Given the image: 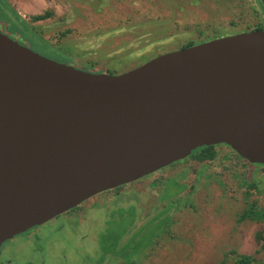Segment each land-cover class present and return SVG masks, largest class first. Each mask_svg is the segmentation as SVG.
<instances>
[{"label":"water","instance_id":"water-1","mask_svg":"<svg viewBox=\"0 0 264 264\" xmlns=\"http://www.w3.org/2000/svg\"><path fill=\"white\" fill-rule=\"evenodd\" d=\"M216 146L264 165V30L116 75L59 63L0 32V251Z\"/></svg>","mask_w":264,"mask_h":264},{"label":"rangeland","instance_id":"rangeland-1","mask_svg":"<svg viewBox=\"0 0 264 264\" xmlns=\"http://www.w3.org/2000/svg\"><path fill=\"white\" fill-rule=\"evenodd\" d=\"M259 27V0H0V32L83 71L123 74L190 41ZM212 152L213 161H181L97 195L32 231L27 243L17 237L2 246L0 264H236L238 256L264 264V212L240 220L251 206L264 211V170H237L226 146ZM161 178L194 187L162 197Z\"/></svg>","mask_w":264,"mask_h":264},{"label":"trees","instance_id":"trees-1","mask_svg":"<svg viewBox=\"0 0 264 264\" xmlns=\"http://www.w3.org/2000/svg\"><path fill=\"white\" fill-rule=\"evenodd\" d=\"M259 1H260L261 5H262L261 0H259ZM262 7L264 9L263 5H262ZM50 16H51V13L47 12V13H45L43 15H40V16H37V17H33V21L35 22V21H41V20H44V19H48ZM226 36H230V34L226 35ZM195 43H196L195 41H190V42H188L187 45H182V46H183V48H187V47L193 46ZM89 72H92V73H107V74H111V75H116L112 70L111 71H107V72L92 70V71H89ZM213 149H214V147H203V148H200V149L196 150L193 153V155H191L186 160L190 159V160H196V161H199V162L213 161V160H215V156H214V154L212 152ZM232 153L235 155L236 159L238 160V161L235 160L233 162V165H234L235 168H237V170L243 169V167L245 169H249L251 166L255 165V164H252V163H250L248 161H245L244 159L240 158L235 152L232 151ZM257 166H261L260 168H262L264 170V165H257ZM151 177H152V175H151ZM159 177H160V175H159ZM192 180H193V178H192ZM178 182L174 181V179H168L166 181H163V178H161L160 181L157 182L160 185L159 192H161V196L162 197H167V198L176 197V195H178L181 192L186 191L189 187H191V188L194 187V186H189V184H187V183H182L181 181H178ZM257 187L258 186H255V185H253V188L245 186V192L244 193L246 195L253 194ZM172 189L175 192H172L171 191ZM217 212H218V210H217ZM262 212H264V211H262L261 207H259V206L258 207L251 206L250 208H248L247 210L244 211V213L240 217V220H260L259 214H261ZM235 263L236 264H255V258H252V257H249V256H238L235 259Z\"/></svg>","mask_w":264,"mask_h":264},{"label":"flooded vegetation","instance_id":"flooded-vegetation-1","mask_svg":"<svg viewBox=\"0 0 264 264\" xmlns=\"http://www.w3.org/2000/svg\"><path fill=\"white\" fill-rule=\"evenodd\" d=\"M262 13H263V10H262ZM23 18V17H22ZM24 19V18H23ZM25 20V19H24ZM262 29L264 30V27H262ZM260 27L259 28H257V29H255V30H262ZM207 39H202L201 41H200V43H204L205 41H206ZM196 42H198V41H196ZM188 44V43H187ZM187 44H183V45H187ZM196 44H194L193 46H195ZM198 45V44H197ZM182 46V45H181ZM192 47V46H191ZM188 48V47H187ZM184 49V48H183ZM92 218L90 217V215L88 214V215H86L85 216V218L82 220V222L86 225V227H85V229L83 230V231H86L87 232V227H88V225H89V230H91V227H90V224H89V221L91 220ZM80 225V227L78 228V233H77V235L80 233V235H78V236H81L79 239H81L82 237H84V236H82V225L81 224H79ZM44 226V225H43ZM43 226H41V227H43ZM38 228H40V227H36V228H34V229H31L30 231H28L27 233H24V234H22V235H19V236H17V237H22V242H19V243H24V241H25V243H27L28 241H26L25 240V238L24 237H29V239H31L30 238V235H31V233H32V231H36V229H38ZM34 233V232H33ZM26 235V236H25ZM85 236H88V234H86ZM17 237H15L13 240H11V241H14ZM9 242L10 241H8V242H6L5 244H9ZM15 243H18L17 241L15 242ZM4 246V245H3ZM2 249H3V247H2ZM2 249H1V251H0V255H1V253H2ZM5 264V263H4ZM8 264H9V262H8Z\"/></svg>","mask_w":264,"mask_h":264},{"label":"bare ground","instance_id":"bare-ground-1","mask_svg":"<svg viewBox=\"0 0 264 264\" xmlns=\"http://www.w3.org/2000/svg\"><path fill=\"white\" fill-rule=\"evenodd\" d=\"M27 233V232H26Z\"/></svg>","mask_w":264,"mask_h":264}]
</instances>
